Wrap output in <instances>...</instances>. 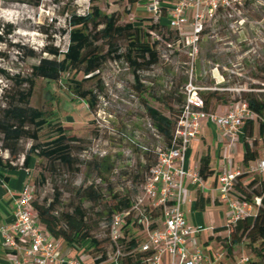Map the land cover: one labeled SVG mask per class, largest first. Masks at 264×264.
Returning a JSON list of instances; mask_svg holds the SVG:
<instances>
[{"label": "rangeland", "instance_id": "obj_1", "mask_svg": "<svg viewBox=\"0 0 264 264\" xmlns=\"http://www.w3.org/2000/svg\"><path fill=\"white\" fill-rule=\"evenodd\" d=\"M146 3L147 0L131 5L129 0H0V30L13 26L12 33L4 34L3 41H0V52L4 54L0 55V68L10 75L34 78L36 85L30 106L48 115L54 113L55 122L63 123L67 132L78 138L71 142L77 158L73 168L34 157L25 170L21 167L30 147L55 138L56 132L45 126L38 132L39 140L31 135L23 136L15 143L17 155L13 157L6 149L7 143L11 142L5 140L0 130V157L18 167L17 170L5 169L3 172L13 175L14 181L18 172H26L24 184L30 182L34 185V200L39 202L49 203L60 194L58 210H67L78 204V188L93 184L102 198L98 202L85 200L83 205L92 218L93 233L103 240L111 261L115 259V250L111 244L107 217L113 195L135 199L142 191L150 164L156 160L158 148L165 147L167 143L155 129L146 105L171 118L176 117L186 98L185 86L191 80L201 88L204 98L215 93L208 109L212 112L227 113L238 106L242 108L246 103L245 93L264 92V0H246L240 12H233L231 17L220 15L216 20L207 22L194 57L189 54L186 39L183 43L180 30L154 31L156 35L152 36L159 42L160 59L158 63L139 71L140 88L126 58H117L116 53H112L94 76L84 79L83 89L91 90V97L95 96L94 107L79 99L71 85L72 78L84 77L83 72L75 75V70H72L63 73L58 80L33 76V66L39 64L42 58H55L43 51L45 47L56 46L62 51L67 50L70 29L67 18L71 10L85 14L92 6H99L107 14L116 13L122 24L134 22L140 25L149 17ZM188 30L189 25L183 29ZM113 43L119 48V54L127 52L128 40L125 37L102 38L95 45L99 52L105 54ZM28 87V83L18 86L0 73V120L3 119L4 109L13 102L15 92ZM27 128L30 133L34 130L33 125ZM256 136L259 138L258 134ZM187 188L190 193L197 190L194 191L186 183L184 195ZM0 190L4 194L8 191L7 187ZM6 201L7 197L0 199V210L1 206L4 209L10 207ZM214 211L221 216V212L225 214L227 209L225 205H218L214 210L208 207V223ZM219 220L218 226L226 224V219ZM190 224L202 229L203 239L213 232L205 224ZM130 229L139 236L140 242L147 239L143 227L130 226ZM197 238L201 240V237ZM215 244L218 245L217 241L212 242L210 247H202L213 249L215 255L224 256L223 247L213 246ZM236 251V260L229 261L224 256L223 259L218 258L215 264H222L223 261L236 264L242 253L253 257L244 244H240ZM2 257L0 253V259Z\"/></svg>", "mask_w": 264, "mask_h": 264}, {"label": "trees", "instance_id": "obj_2", "mask_svg": "<svg viewBox=\"0 0 264 264\" xmlns=\"http://www.w3.org/2000/svg\"><path fill=\"white\" fill-rule=\"evenodd\" d=\"M138 1L129 0L130 5ZM67 21L70 28L67 50L62 51L56 46L45 47L43 51L54 55L55 58H42L39 64L33 66L32 73L34 77L58 80L63 73H69L72 70H75V75L83 72L84 77L82 79L72 78L73 83L71 85L77 97L86 100L89 107H94L96 100L95 96L91 97V90L83 89L84 79L94 76L107 58L112 53H116L117 58H126L132 69L136 85L140 88L139 71L146 66L158 63L160 59V53L157 48L159 42L154 40L150 31L171 30L166 26L165 21L163 24L154 23L150 17L142 20L143 22L140 25L134 22L122 24L119 22L120 18L116 13L107 14L99 6H92L91 10L85 14H79L77 11L71 10ZM101 26L103 27L100 28ZM12 30L13 26H10L8 30H0V41H3L4 34H10ZM119 37H125L128 40L125 54H119V48L114 43L110 45L108 52L105 54L99 52L95 45V42L99 39L111 40ZM0 55L4 54L0 52ZM60 56L62 58L58 59ZM0 73L13 80L18 86H22L24 83L29 84L27 90H17L15 92L13 102L4 109L3 119L0 120V130L4 134L5 140L11 142L7 143L6 149L10 151L13 157H16L15 143L27 135L39 140L38 132L48 126L56 132V137L43 144L40 142L33 144L26 153L21 168L27 170L34 157L45 158L50 162H58L73 168L77 158L73 154L71 142L78 140V138L70 135L63 123L55 122L54 113L51 112L48 115L47 112L30 106V99L36 85L34 78H25L19 74L10 75L2 68H0ZM214 97V92L210 93L206 98L203 97L206 110L209 109L211 100ZM245 97L248 107L254 113V116L245 119L244 122L245 152L243 163L246 171L238 176L234 187L239 198L251 203L256 208V211L241 217L234 225H225L216 228L215 231L217 233L227 231L224 236L221 234L217 235L218 240L227 249V256H233L236 248L240 244H244L250 249L253 256L249 257L250 261L245 264H264V177L262 174L247 171L251 164L260 158L255 129L258 127V137L264 136V92L255 93L251 91L245 93ZM146 108L153 120L155 129L167 142L166 146H172L175 128L182 107L174 118L163 114L149 104L146 105ZM28 125H33L34 130L32 133L27 128ZM251 139H253L252 142H250ZM156 154L157 160L158 153L156 152ZM156 160L150 164L148 171ZM211 161L209 153L203 155L200 159L199 173L203 179L214 172L211 168ZM5 169L17 170L18 167L8 161H4L0 157V181L2 178L4 183L11 179L9 175L4 174L3 170ZM77 195L79 197L78 204L67 210H58L57 208V204L60 203V194H57L54 200L49 203L33 199L32 206L37 212L41 225L52 233L55 238L62 239L66 244L74 248L84 247L91 253L94 261L97 264H101L109 259L108 250L104 246L103 240L94 235V226L91 224L92 218L89 217L88 210L84 207L83 202L85 200L98 202L102 198V194L93 184H90L78 188ZM258 198L261 199L260 203L257 202ZM133 200L129 196L113 195L112 207L107 217L109 234L114 214L129 209L133 204ZM208 203H210V199L201 193L197 198L196 206L198 209L203 210ZM130 226L135 225H131L129 221L124 226L123 236L118 241L121 254L116 255L117 245L111 240L112 248L115 250V260L118 264H148L145 258L150 253L140 250V240L130 231ZM129 236L131 237L128 238ZM124 250L128 251L124 252ZM0 253H4L1 244Z\"/></svg>", "mask_w": 264, "mask_h": 264}, {"label": "built area", "instance_id": "obj_3", "mask_svg": "<svg viewBox=\"0 0 264 264\" xmlns=\"http://www.w3.org/2000/svg\"><path fill=\"white\" fill-rule=\"evenodd\" d=\"M245 3L246 0H147L146 8L154 23L165 21L169 29L180 30L183 43L186 39L189 54L194 57L207 22L220 15L231 17L233 12H240ZM187 25L190 30L183 31ZM150 32L156 35L154 31ZM200 89L192 80L186 84V98L173 145L158 148L157 160L146 175L142 191L129 209L114 214L110 238L117 245L116 255L121 254L118 241L130 221L131 225L143 227L147 232L140 250L150 253L145 258L148 264H215L218 258L227 256L224 247V256L205 252L196 239L202 229L194 228L186 216L183 208L186 179L190 177L192 183L203 185L199 170L186 168V153L193 139L200 135L204 119L214 121L232 143L245 119L253 117L254 113L247 102L242 108L238 106L227 113L208 111ZM225 160L218 174V189L220 200L229 206L227 225H234L253 205L240 199L234 187L238 176L246 170H234L232 160ZM247 171L264 174V158L257 160ZM34 191L33 184L25 183L13 198L12 220L0 225V243L8 253L6 258L0 259V264H81L62 255L57 238L39 222L32 206ZM260 200L258 198L257 202ZM249 261V256L241 255L238 264Z\"/></svg>", "mask_w": 264, "mask_h": 264}, {"label": "crops", "instance_id": "obj_4", "mask_svg": "<svg viewBox=\"0 0 264 264\" xmlns=\"http://www.w3.org/2000/svg\"><path fill=\"white\" fill-rule=\"evenodd\" d=\"M146 5V4H145ZM147 9V8H146ZM258 134V127L255 129V137ZM261 141L258 140V149L260 153V158H264V136L259 137ZM244 152H245V130H244V125L241 126L237 130V136L235 141L232 143L230 142V139L226 137L224 134L223 130L219 128V126L209 118L204 119L202 121L201 125V133L198 137L194 138L190 147L187 150L186 153V168L191 169V170H199L200 167V159L203 155L209 153L211 155V168L214 170V172L209 175L207 178L203 179V185L198 186L197 184L192 183L191 178L188 177L186 179L187 186L193 187L194 191L197 189L195 192L190 193L187 188L185 190V195H184V204L183 208L185 210L186 216L188 218L189 223H194V224H205L207 225V229L209 231L213 230L208 235L207 239H203V231L199 234V237H201V240L199 241L198 238L197 241L201 246H211V243L214 241H217L218 245L215 244L213 246H222V243L218 240L217 235H226L224 231L216 232L215 229L219 227H223L228 224L229 218H230V211H229V206L227 202H224L220 200V193L218 189V174L220 169L222 168L223 164L227 161L225 159L230 158L232 160V168L234 170L240 169V170H246V167L243 163V158H244ZM257 161L253 162L251 165L256 164ZM8 175V174H7ZM264 177V174H262ZM10 176V175H9ZM17 180L14 181V176L11 175L10 181H5L3 182L2 178L0 181V188L7 187L8 191L4 194L0 190V199H4L7 197V203H9L10 207L3 208L0 210V225L3 223H7L12 220V212L14 209V201L13 198L16 194L19 193V191L22 189L24 186V181L27 176L26 172H18L16 174ZM196 187V188H195ZM203 194L206 198L210 199V203H208L205 207V209L200 210L197 208L195 201H197V198L200 194ZM186 197V198H185ZM218 205H225V208L227 211H225V214L221 212V216L218 215L217 212L214 211L211 212L210 214V221L208 223V219L206 217V211L209 208L212 210L215 209L216 206ZM256 208L252 206L249 208L248 212L249 213H255ZM220 219H226V224L223 226H218L220 224ZM137 239H139V236L135 234ZM140 240V239H139ZM58 242V247L62 255L66 256L68 259H76L78 260L81 264H97L94 259L91 256V253H89L88 250H86L84 247L82 248H74L66 244L62 239H57ZM142 242H140L141 244ZM1 244V243H0ZM1 248L3 249V258H6L7 256V250L3 248L1 245ZM204 248V251L207 252L208 254H214L213 249L206 250ZM239 251V250H238ZM238 251H234L235 253ZM241 255H246L245 253H242L239 255V258ZM238 255L234 254L233 256H226V258L231 261V259L236 260V257ZM106 260L101 264H118V262L114 259L113 261ZM111 261V262H110ZM63 264H68V263H63ZM222 264H231L225 263V261L222 262ZM238 264V262L236 263Z\"/></svg>", "mask_w": 264, "mask_h": 264}]
</instances>
